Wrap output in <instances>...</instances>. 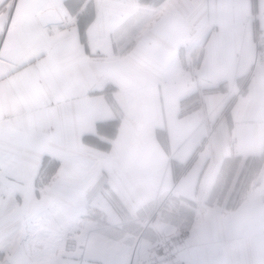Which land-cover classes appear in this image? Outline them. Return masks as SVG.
Instances as JSON below:
<instances>
[{
  "label": "crops",
  "instance_id": "1",
  "mask_svg": "<svg viewBox=\"0 0 264 264\" xmlns=\"http://www.w3.org/2000/svg\"><path fill=\"white\" fill-rule=\"evenodd\" d=\"M263 33L264 0H0V264L182 232L178 263L264 264V162L228 207L264 158Z\"/></svg>",
  "mask_w": 264,
  "mask_h": 264
},
{
  "label": "built area",
  "instance_id": "2",
  "mask_svg": "<svg viewBox=\"0 0 264 264\" xmlns=\"http://www.w3.org/2000/svg\"><path fill=\"white\" fill-rule=\"evenodd\" d=\"M264 65V33L258 34L255 40L254 66ZM188 239V233L182 232L173 238H163L155 243L156 253L150 260L137 261L133 258L131 264H184L178 263L177 257L182 246ZM77 247L75 235L70 233L67 236L66 251L73 252Z\"/></svg>",
  "mask_w": 264,
  "mask_h": 264
},
{
  "label": "rangeland",
  "instance_id": "3",
  "mask_svg": "<svg viewBox=\"0 0 264 264\" xmlns=\"http://www.w3.org/2000/svg\"><path fill=\"white\" fill-rule=\"evenodd\" d=\"M263 162L264 158L254 159L253 161H250V163L247 165V168H245V171H243L242 177L238 185L236 186V189L231 191L233 197L228 207H235L237 201L240 200V197H242L246 193V190L251 187L252 184L256 183V181L258 180L257 174H259L261 167L263 166ZM222 191V193H225L227 189H224ZM221 194H219V196H221ZM182 206L184 207V205Z\"/></svg>",
  "mask_w": 264,
  "mask_h": 264
}]
</instances>
